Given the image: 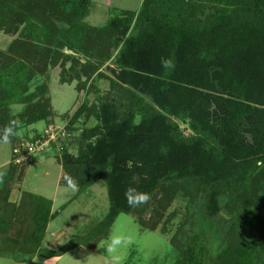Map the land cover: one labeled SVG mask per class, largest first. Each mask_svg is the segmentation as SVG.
Returning <instances> with one entry per match:
<instances>
[{
    "label": "trees",
    "instance_id": "obj_1",
    "mask_svg": "<svg viewBox=\"0 0 264 264\" xmlns=\"http://www.w3.org/2000/svg\"><path fill=\"white\" fill-rule=\"evenodd\" d=\"M45 1L58 6L67 24L58 31L55 56L66 57V49L103 63L107 47L94 45L102 42V33L116 38L110 48L120 46L113 60L115 79L94 113L97 124L84 131L86 143L77 155L67 152L66 144L57 159L62 186H68L67 177L78 191L103 182L109 208L84 237L55 252L40 250L53 217L51 202L24 193L19 208L33 205V250L23 257L0 255L28 260L36 252L50 258L79 245L94 248L120 215L134 212L126 203V188L152 197L171 185L188 198L187 215L171 240L178 252L175 264H264V238L252 239L238 219L259 210L242 196L264 178V0H143L138 11H124L101 30L85 22L90 0ZM51 34L31 21L20 31L38 45ZM28 42L22 45L29 47ZM87 46L98 50L95 57ZM13 50L11 45L0 52V120L10 106L26 105L25 124L34 125L53 112L47 87L39 88L41 98L33 101L31 62H17L22 56L12 57ZM165 60L172 66L165 67ZM90 66L93 73L99 68ZM87 111L82 103L67 128ZM173 118L189 119L194 136L184 137ZM15 176L9 171L0 189L6 192L0 198V232L6 231V211L14 207L8 200ZM254 186L264 192V184ZM22 241L26 244L25 237Z\"/></svg>",
    "mask_w": 264,
    "mask_h": 264
},
{
    "label": "rangeland",
    "instance_id": "obj_2",
    "mask_svg": "<svg viewBox=\"0 0 264 264\" xmlns=\"http://www.w3.org/2000/svg\"><path fill=\"white\" fill-rule=\"evenodd\" d=\"M41 1L0 0V52H7L9 47L13 45L14 54L12 57L22 56L17 57V62H31L30 68H33L34 75L28 84V94L33 95V101L41 98V92L38 89L45 85L51 102V111H53L47 120L34 125L25 124L29 117V112L24 111L27 108L26 105H12L8 108L9 111H4L3 119L0 120V129L6 127L11 121L15 122L16 128L11 142L0 145V189L5 186L3 184L4 176L9 171H14L16 180L13 185L21 184L23 189L51 199L57 194L56 192L54 194L59 175L56 162L58 163L57 159L60 157V153L56 149H51L32 157L28 162L17 164L14 161L24 154L25 144L51 122L66 126L65 129L68 130L67 133L71 137V141L67 143L66 151L72 155H77L81 146L86 143L84 131L94 128L97 124L94 113L99 98L110 91L111 81L115 79L113 71L117 72V69L113 65V60L120 46L117 50L113 47L110 48V41L113 43L116 38H111L109 34L102 33V42L99 45H94L107 47L109 58L103 63L100 59L85 58L66 49L62 51L66 57L55 56L59 51H57L56 44L58 31L66 28L67 24L61 20L60 14L57 13L58 6H50V2L42 3ZM142 1L110 0L108 11H105L106 9L101 5L91 6L85 22L91 27L101 30L111 18L122 16L124 11H138ZM2 18L4 19L3 23ZM28 21L37 23L39 27L40 25L47 27L49 32L52 31V34L39 45L36 42H28L20 35V31ZM54 29L57 30L56 33H53ZM124 40L122 39V43ZM25 42L30 43L29 47L22 45ZM36 45L37 47L41 46L42 49L38 54L39 49H36ZM21 47L26 49L22 50ZM86 49L90 57L96 56L97 49H92L89 46ZM32 63L34 64L33 67ZM90 64L99 65L98 70L93 73ZM62 81H71V83L62 84ZM82 103L87 105V113L73 127L67 128L68 119ZM66 114L68 116H65ZM64 116L66 121L63 120ZM173 121L184 137L194 136L189 119L173 118ZM136 122H139V116L136 117ZM11 154L10 163L5 165L10 160ZM33 162L35 164H32ZM258 166L260 167L261 163H258ZM27 167L28 170L26 171ZM255 184H258V187L261 186L264 184V178L257 179L242 198L245 199L249 207L256 206L259 210L253 213L254 217L247 216L238 219L242 222L244 227L242 228L248 236H251L252 239L261 238L263 240L264 192L257 191ZM174 187L171 185L161 186V189L151 197L148 204L135 208L132 214L120 215L116 219L109 231L110 235L120 231L133 239V243L126 251L123 264L176 263L178 252L174 249L171 240L187 215L188 198ZM87 190L78 191V189L73 190L72 188H61L60 190L66 191V195L58 196L56 206L65 205L68 201H70V206L66 205L65 212L52 225L58 228L63 227L67 240L75 239L77 235L81 236L107 214L109 201L104 183L99 182L92 188V191ZM5 193L1 191V199L5 197ZM19 207L18 205L13 209L8 208L9 211H6V215H10V213L13 215L17 212L19 221L24 219L30 222L29 226L33 230V215H25V212ZM30 218L32 219L30 220ZM30 233L25 237V245L29 247L32 245V240L29 238ZM2 241L4 240L0 237V243Z\"/></svg>",
    "mask_w": 264,
    "mask_h": 264
},
{
    "label": "crops",
    "instance_id": "obj_3",
    "mask_svg": "<svg viewBox=\"0 0 264 264\" xmlns=\"http://www.w3.org/2000/svg\"><path fill=\"white\" fill-rule=\"evenodd\" d=\"M90 1H91L92 6L101 5L106 9L105 11H108L110 9V0H90ZM11 159H12V154H11L10 160L6 162L5 165L9 164ZM35 162H33L32 164H35ZM56 165L59 169V175H58V182L56 184V188L54 191V194L55 192L57 194L53 198L49 199L40 194H35L33 192L27 191L22 188L21 184H14L11 187V192H10L9 200H8L9 203H11L15 208L19 205L22 193H29V194L43 197L51 202L50 214L53 215V217L49 220L47 224L40 250H47V251H54V252L58 251L68 242L84 237L92 229L91 228L87 232H84L81 236L77 235L75 239L70 238L69 240H67L63 227H59V228L53 227L52 223H54V221L63 212H65V209H66L65 207L70 206V201H68L65 205H62L59 207L56 206L58 196L66 195V191H60L61 188L62 189L72 188L73 190L77 189L75 187L62 186L60 184L61 176H62V169H61V166L57 162H56ZM28 167L26 168V171L28 170ZM95 185L88 188L87 191H92V188H94ZM20 209H22L25 212V215L29 216L32 214L33 205L30 203L25 207H21ZM2 221H4V224H5L4 226L6 227L5 228L6 231L0 232V237H2L4 240L2 241V243H0V252H5V251L9 253L13 252L15 254L22 255V256L29 254L33 250V247H28L27 245L23 244L24 242L22 241V239H24V237H26V235H28L32 231L31 226H29L31 223L25 221L24 219L19 221V216H17V212H15L13 215L12 213H10V215L8 214V216L5 217ZM24 225H26L27 227H25ZM108 236H110V232L107 235V237ZM105 239L99 242L94 248H90L86 245H79V246H76L68 250L67 252H65L64 254L60 256H54L50 258L40 256L37 254L38 252H36V254L28 260L27 259H24V260L17 259L16 257L18 256H7V255L1 256L0 255V264H84V263L85 264H106V260L109 258V254L106 253V250H105Z\"/></svg>",
    "mask_w": 264,
    "mask_h": 264
},
{
    "label": "clouds",
    "instance_id": "obj_4",
    "mask_svg": "<svg viewBox=\"0 0 264 264\" xmlns=\"http://www.w3.org/2000/svg\"><path fill=\"white\" fill-rule=\"evenodd\" d=\"M165 67H171V61H162ZM16 124L14 121L0 129V143H10L15 134ZM131 166V165H129ZM69 187H75L71 177H67ZM124 197L129 208L142 207L151 200V195L147 192L140 191L136 187L129 186L124 192ZM133 243L131 236L121 233L120 231L113 232L105 239V250L109 254L106 264H123L126 251Z\"/></svg>",
    "mask_w": 264,
    "mask_h": 264
},
{
    "label": "built area",
    "instance_id": "obj_5",
    "mask_svg": "<svg viewBox=\"0 0 264 264\" xmlns=\"http://www.w3.org/2000/svg\"><path fill=\"white\" fill-rule=\"evenodd\" d=\"M65 128L66 126H60L56 123L49 124L25 144L24 154L20 158H16L14 162L17 164L28 162L32 157L51 149H56L60 153L64 145L71 141V137Z\"/></svg>",
    "mask_w": 264,
    "mask_h": 264
}]
</instances>
